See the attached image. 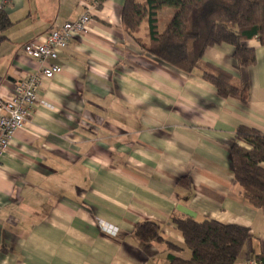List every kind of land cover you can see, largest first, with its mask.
<instances>
[{
  "label": "crops",
  "instance_id": "0c3cea01",
  "mask_svg": "<svg viewBox=\"0 0 264 264\" xmlns=\"http://www.w3.org/2000/svg\"><path fill=\"white\" fill-rule=\"evenodd\" d=\"M123 5L7 0L1 10L0 103L37 68L26 42L86 7L91 22L53 61L62 71L42 79L37 105L0 159V264H167L168 254L188 258V250L145 244L133 229L155 222L182 245L171 222L181 216L248 228L234 264H264V207L242 196L230 161L239 125L264 134V45L245 42L255 56L246 68L232 46L209 47L185 73L126 33ZM163 11L159 31L173 14L160 29ZM135 37L147 42L145 22ZM211 67L229 73L246 101L219 97L201 77Z\"/></svg>",
  "mask_w": 264,
  "mask_h": 264
},
{
  "label": "trees",
  "instance_id": "16d2710c",
  "mask_svg": "<svg viewBox=\"0 0 264 264\" xmlns=\"http://www.w3.org/2000/svg\"><path fill=\"white\" fill-rule=\"evenodd\" d=\"M166 8H172L173 14L159 31L158 13ZM142 22L147 26L145 43L135 37ZM121 23L145 52L185 73L200 67L207 48L221 44L232 46L237 66L246 68L253 65L255 56L245 42L256 39L264 45V0H124ZM7 24L0 10V28ZM210 70L201 69V77L214 86L219 97L246 101L244 88L233 85L229 73ZM230 161L242 196L253 206L264 207V134L239 125ZM171 222L183 239L182 245L165 239L155 222L141 221L133 229V235L145 244L164 243L179 253L188 250V258L168 254L167 264H234L249 237L248 228L212 219L181 216L172 217Z\"/></svg>",
  "mask_w": 264,
  "mask_h": 264
},
{
  "label": "built area",
  "instance_id": "2783aa9c",
  "mask_svg": "<svg viewBox=\"0 0 264 264\" xmlns=\"http://www.w3.org/2000/svg\"><path fill=\"white\" fill-rule=\"evenodd\" d=\"M6 1L0 0V10H3ZM90 22V10L86 7L76 20L52 26L44 34L23 45L24 53L37 61V68L33 73L20 78L8 98L0 103V159L8 150L14 134L25 126L37 105L42 79H50L62 71V66L53 61L73 39L85 34Z\"/></svg>",
  "mask_w": 264,
  "mask_h": 264
},
{
  "label": "rangeland",
  "instance_id": "374dc122",
  "mask_svg": "<svg viewBox=\"0 0 264 264\" xmlns=\"http://www.w3.org/2000/svg\"><path fill=\"white\" fill-rule=\"evenodd\" d=\"M167 10H169V11H167ZM172 11H173L172 8H166V11H163L162 13H160L161 14V22L159 25L160 29H161V27L164 26V23L168 21V19H169V18H167L168 14L171 15Z\"/></svg>",
  "mask_w": 264,
  "mask_h": 264
}]
</instances>
